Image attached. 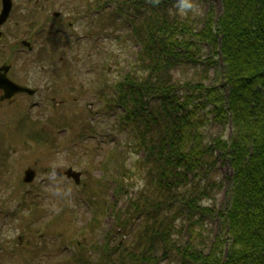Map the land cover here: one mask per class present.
Masks as SVG:
<instances>
[{
  "label": "trees",
  "instance_id": "16d2710c",
  "mask_svg": "<svg viewBox=\"0 0 264 264\" xmlns=\"http://www.w3.org/2000/svg\"><path fill=\"white\" fill-rule=\"evenodd\" d=\"M112 1L116 14L133 25L141 46L114 85V102L125 108L120 124L127 151L144 152L132 163L122 151L110 157L118 163L113 178L117 202L108 204L104 180L113 162L103 165L101 179L87 184L94 213L84 226L72 229L76 240L61 232V246L78 248L65 264H94L96 254L99 264H264V0H221V15L214 20L208 12L200 30L179 15L178 0L105 3ZM101 17L116 21L107 13ZM200 42L220 56L225 89L197 78L208 75L216 62H198ZM185 71L190 73L186 79ZM208 122L229 127L228 138L220 135L208 144ZM218 158L232 171L229 204L217 211L227 238L218 236L205 252L197 228L212 211L203 206L205 180ZM139 179L143 184L135 187ZM133 188L120 207L121 197ZM67 208L52 225L66 229L73 224ZM108 209L114 224L99 248L97 236ZM37 247L31 240L16 246L15 258L40 254Z\"/></svg>",
  "mask_w": 264,
  "mask_h": 264
},
{
  "label": "rangeland",
  "instance_id": "374dc122",
  "mask_svg": "<svg viewBox=\"0 0 264 264\" xmlns=\"http://www.w3.org/2000/svg\"><path fill=\"white\" fill-rule=\"evenodd\" d=\"M191 2L193 8L184 14L179 11V15L183 20L189 21L196 30L203 28L208 12L214 20H217L221 15V0H191ZM35 5L40 7L44 14L48 15L50 14V7H53V10L60 11L64 17V21L60 20L64 22V25L60 26L63 38L65 40L66 37H69L71 41L66 42L61 47L51 49L50 54L42 53L41 45L33 53L24 52L23 56L14 52L12 48L8 52L0 53V60L7 59L13 62L14 69L9 72L10 78L21 83L28 81L34 84L37 81L35 85H38L39 89L37 95L26 98V103H23V98L19 96L18 102L16 101L15 104L0 108V151L5 146L17 147L16 151H13V147L8 151L6 150L3 161V170L6 169L4 178L8 179L10 183H6L0 188V209L2 210L0 214V248L3 249L2 252L5 251L10 257L1 255L0 264H62V262L69 259L71 250L74 252L78 249L74 244L73 246L77 249H74L71 245H66L60 247L59 253L56 251L62 241V231L66 230V238L74 240L77 233L72 229L76 228L75 226L85 225L91 219L92 209H88L85 204V199H88V197L83 190L86 186L82 185V182L85 183L88 179L89 172L91 177L92 175L100 177L101 170L94 167L90 169V166H99L98 164L101 165L106 161L109 150L124 148L125 135L117 127V116H120L121 110L117 112V116H110L111 114L104 110L105 103L103 101L105 99L102 97L103 95L108 96L105 84L111 80L114 83L115 80L119 79L130 67L139 50V46L130 36L128 24H125L120 16L119 21L110 29L96 31L93 28L96 27L94 21L97 14H99L98 11L93 12L82 7V12L79 14L71 10L68 12V10L63 9L57 0H47L46 3L39 2ZM20 6H24V3L17 0L14 21H11L12 25L8 28L15 36H19L18 31L21 27L18 21L22 20L20 16L24 14L22 12L18 13L17 8ZM115 9V3L107 5L109 12L112 10V13H114ZM69 22H72V29L67 27ZM100 32L102 33L99 35ZM92 36L96 37V41H93ZM98 39H100L99 43ZM73 41L76 43L74 44ZM117 41H120L123 45L120 46L119 43L118 47ZM199 45V53L196 54L198 62H207L210 59L216 62L211 63L212 60L209 62L211 66L208 67V75L205 76V73H201L197 78L205 80L206 85H216L225 89L221 77L223 66L220 56H213L212 50L209 51L205 43L200 42ZM111 51H114V56L120 62V65H118V68L113 65L111 72H105L104 70L100 72V69H104L105 65L108 64ZM40 56L44 58L43 61L37 60ZM41 66L53 72L54 77L49 85L47 84L50 73H43L39 68ZM39 70L40 75L37 72ZM189 74L188 71H185L182 78L186 79ZM179 78L181 77L179 76ZM66 87L68 88L67 94H70L72 98V100L67 101L68 104L60 101L64 98L62 96L64 94H60L61 89ZM24 104L27 105L30 112L25 110ZM52 107L59 109V111L57 109L52 111ZM74 112L83 116L84 125L80 126L75 132L71 129H68V132H59L56 136L58 144L52 147V151L46 150V145L42 141H36L33 150L28 149L35 142L29 135L37 133L36 129H39L42 134H46V129L50 135H54L56 130L62 126L73 127L74 121L71 118H73ZM65 113L68 118L63 117ZM51 116L52 120L45 123V120H48ZM209 120L211 121V118ZM90 126L94 128V132L81 131L84 127L89 129ZM18 129L20 130L19 133L17 132ZM229 133V127L221 126L215 122H208L205 126L204 137L211 145L215 137L221 135L227 139ZM74 134H80L83 139L78 143L76 142V144H70V138ZM54 150L56 153L53 152ZM136 157L137 155L133 154V158ZM3 162L0 163V171H2ZM28 166L37 169L38 177L34 181L35 183L31 184L32 186L23 185L20 191L21 193L25 190L31 191L34 196H37L39 207L46 211L42 216L39 214L36 216V218L40 217L39 220L30 223L32 230L25 226V216L31 213L32 204L22 208L19 199L9 200L11 197L9 196L10 192L15 188L14 182L18 183L20 181L18 177L22 176L23 170ZM69 166L82 172V182L80 184L76 185L72 181L67 182L65 177L53 176L54 168H67ZM231 175L232 171L228 162L223 158H218L216 165L210 169L208 177L206 176L205 181L208 183L206 184V193L208 196L204 199L203 206L212 211H206L207 214L201 219L202 227L197 228L201 233V239L203 238V244L206 246L205 252L209 251L211 243L218 236L224 239L227 238L222 232L221 218L217 211H224L229 204ZM108 176L109 190L114 191L115 182L112 181L111 174ZM142 180L139 179L136 182V187L142 183ZM133 189L121 197L119 206L123 207L126 199L134 194ZM108 194L110 202H117V196L114 193ZM65 206H68L69 214H72L73 224L66 229L62 224L59 226L60 223H57L58 226L57 224L46 226V222L54 221L55 218L53 220L49 219ZM113 221L111 215L105 218L101 231L98 232V244H102L107 237L109 230L113 227ZM46 231L47 237L45 236ZM186 237L184 229L183 238ZM29 240L34 241L38 245V249H42H39L41 253L32 255L26 253L23 255V260L16 259L11 254V248L27 245ZM98 258L96 254L94 259L96 263Z\"/></svg>",
  "mask_w": 264,
  "mask_h": 264
},
{
  "label": "flooded vegetation",
  "instance_id": "af4514ba",
  "mask_svg": "<svg viewBox=\"0 0 264 264\" xmlns=\"http://www.w3.org/2000/svg\"><path fill=\"white\" fill-rule=\"evenodd\" d=\"M13 1V9H14V11H16V6H17V1L16 0H12ZM38 1H47V0H38ZM57 2L58 3H60V0H57ZM55 20H57V22H55ZM58 20H61V18L59 17V15H54L53 14V17L52 18H37V21L38 22H41V23H48V22H51V24H53V23H57L58 24V26L57 27H55V29H57V30H59V31H62L61 30V28H60V26L64 23L63 21H58ZM9 22H6L4 25H2L1 27H0V43H1V45L3 46V48H0V52L1 51H4L6 48V44H4L5 42H6V40H15L14 42H16L15 44H14V52H20V53H23V52H25V51H31V50H33V51H35L36 50V48H38L39 47V45H41V40H43L41 37H35V32L34 31H32V33H30V35H29V37L32 39H30V38H27V39H25V38H20V39H17V37L18 36H15V34L14 33H11L10 31H9V27H11V25H12V23H10V24H8ZM8 24V25H7ZM72 25V22H69V26H71ZM46 26H48V25H46ZM5 27V28H4ZM3 28H4V30H5V32H4V30H3ZM18 30V29H17ZM16 33V32H15ZM17 34V33H16ZM17 39V40H16ZM24 40H27L30 44H24L25 42H23ZM67 40H69V39H67ZM27 46L30 50H28L25 46ZM34 45H35V47H34ZM40 70L42 71V72H47V71H50V70H46V67H44V66H41L40 67ZM38 73H39V71H37ZM38 76V75H37ZM17 83H19V84H24V85H26L27 87H32V86H34L36 83H37V81H35V83L34 84H32L31 82H28V81H23L22 83L21 82H17ZM1 94V93H0ZM37 94H38V92H37ZM18 96H24V97H26V98H29V97H33V95H31V96H29V95H26V94H23V93H20V94H18V95H16L15 97H13L11 100H8V101H3L2 103H0V104H7V105H10V104H12V103H14V102H16V101H18ZM24 97H22L23 98V100H26V98H24ZM24 171V170H23ZM54 173L55 174H57V175H62V176H64L65 177V172H64V170H60V169H54Z\"/></svg>",
  "mask_w": 264,
  "mask_h": 264
},
{
  "label": "water",
  "instance_id": "95a60500",
  "mask_svg": "<svg viewBox=\"0 0 264 264\" xmlns=\"http://www.w3.org/2000/svg\"><path fill=\"white\" fill-rule=\"evenodd\" d=\"M9 9H10V3L5 2V0H4V6H3V10H2V13H1V16H0V21H2L3 19L6 18ZM7 69H8V67H4V68L1 69L4 72L3 73L0 72V88H3L6 91V94H4V96H3L5 98L10 97L15 92L26 90L24 88L19 87L18 85L14 84L13 82L9 81L6 78L5 72L7 71ZM31 172L30 171L26 172V178H25L26 181H29V180L32 179ZM72 176L78 177V174L72 172Z\"/></svg>",
  "mask_w": 264,
  "mask_h": 264
},
{
  "label": "clouds",
  "instance_id": "9594fccd",
  "mask_svg": "<svg viewBox=\"0 0 264 264\" xmlns=\"http://www.w3.org/2000/svg\"><path fill=\"white\" fill-rule=\"evenodd\" d=\"M177 7L181 14H184L186 11L191 10L193 8V4L191 0H178Z\"/></svg>",
  "mask_w": 264,
  "mask_h": 264
}]
</instances>
